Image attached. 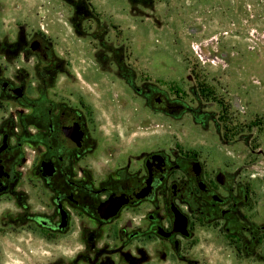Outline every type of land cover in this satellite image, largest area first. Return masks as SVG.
<instances>
[{
	"label": "flooded vegetation",
	"instance_id": "1",
	"mask_svg": "<svg viewBox=\"0 0 264 264\" xmlns=\"http://www.w3.org/2000/svg\"><path fill=\"white\" fill-rule=\"evenodd\" d=\"M81 3H69L68 23L77 36L93 27L99 57L107 32ZM106 54L100 66L122 71L115 50ZM81 74L41 32L0 31V246L8 232L20 237L33 264H264V148L250 152L241 135L222 156L160 145L90 160ZM120 77L156 114L208 119L147 80Z\"/></svg>",
	"mask_w": 264,
	"mask_h": 264
},
{
	"label": "rangeland",
	"instance_id": "2",
	"mask_svg": "<svg viewBox=\"0 0 264 264\" xmlns=\"http://www.w3.org/2000/svg\"><path fill=\"white\" fill-rule=\"evenodd\" d=\"M81 1L107 32L99 57L88 33L93 27L72 34V9L63 0H0V31H39L75 74L84 72L95 143L90 160L111 164L160 145L222 156L237 148L228 141L241 135L250 152L264 148V0ZM111 48L122 71L100 66L103 57L111 61L106 54ZM120 75H130L138 86L147 80L170 99L206 112L208 119L200 125L189 116L156 114L128 91ZM22 251L20 237L8 232L0 264H33Z\"/></svg>",
	"mask_w": 264,
	"mask_h": 264
},
{
	"label": "trees",
	"instance_id": "3",
	"mask_svg": "<svg viewBox=\"0 0 264 264\" xmlns=\"http://www.w3.org/2000/svg\"><path fill=\"white\" fill-rule=\"evenodd\" d=\"M63 1H65V2H67V3L69 4L72 0H63ZM81 5H82L83 7H85V4H84V3H81Z\"/></svg>",
	"mask_w": 264,
	"mask_h": 264
}]
</instances>
